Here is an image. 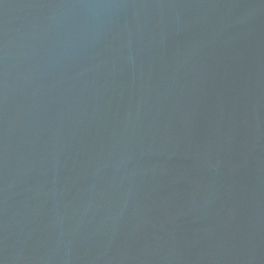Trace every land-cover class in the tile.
Masks as SVG:
<instances>
[{
  "label": "water",
  "instance_id": "1",
  "mask_svg": "<svg viewBox=\"0 0 264 264\" xmlns=\"http://www.w3.org/2000/svg\"><path fill=\"white\" fill-rule=\"evenodd\" d=\"M0 264H264V0H0Z\"/></svg>",
  "mask_w": 264,
  "mask_h": 264
}]
</instances>
